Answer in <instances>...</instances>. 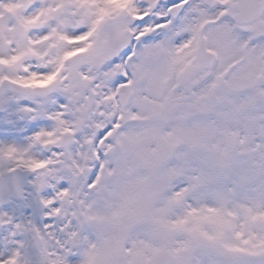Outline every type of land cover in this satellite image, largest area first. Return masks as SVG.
Returning <instances> with one entry per match:
<instances>
[{
	"label": "snow or ice",
	"instance_id": "6c2138e0",
	"mask_svg": "<svg viewBox=\"0 0 264 264\" xmlns=\"http://www.w3.org/2000/svg\"><path fill=\"white\" fill-rule=\"evenodd\" d=\"M0 264H264V0H0Z\"/></svg>",
	"mask_w": 264,
	"mask_h": 264
}]
</instances>
